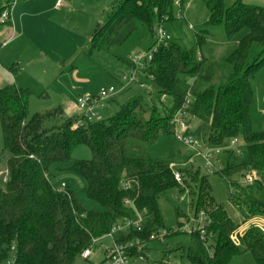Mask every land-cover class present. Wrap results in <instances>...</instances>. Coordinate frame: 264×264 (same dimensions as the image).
<instances>
[{
  "label": "trees",
  "instance_id": "trees-1",
  "mask_svg": "<svg viewBox=\"0 0 264 264\" xmlns=\"http://www.w3.org/2000/svg\"><path fill=\"white\" fill-rule=\"evenodd\" d=\"M187 1L191 0H181V10ZM174 2L118 0L109 21L97 26L88 56L126 42L137 23L152 33L154 47L156 29L174 21ZM224 2H207V25L224 27L230 40L247 31L226 61L210 62L200 54L210 39L207 30L195 34L199 50L170 39L141 71L147 82L153 78L149 81L153 92L134 95L109 119L84 121L74 127L82 118H68L62 107L30 116V90L15 84L0 89L3 152L7 154L6 179L0 180V264H76L93 240L138 216L143 218V231L120 234L116 242L132 244L133 253H137L139 242L144 253H149V246L157 241L151 240L153 235L166 231L164 239L176 237L181 234V219L201 211L212 219L209 237L215 254L211 256L200 235L192 233L187 246L165 249L159 264H167L174 253H181L190 264H264V232L252 228L239 246L232 242L239 223L214 196L210 176H201V170L188 163L189 167H178L183 179L179 184L171 165H180V156L153 159L147 148L134 144L148 147L163 136L174 135L172 120L190 93L187 113L190 122L198 119L209 127L206 146L221 148L239 138L246 145L243 159L242 152L226 151L221 161L223 171L214 174L222 182L223 194L243 222L264 218V132L254 131L251 119L255 102L251 79L264 69V5L238 0L226 8ZM14 3L0 0V18ZM10 24L0 21V27ZM253 47L259 55L249 64ZM187 78H193L189 88ZM167 99L169 105L165 104ZM81 146L90 150L91 158L74 161V152ZM68 163H72L69 170L86 183L87 196L99 210L84 208L69 187L60 192L52 185L51 169ZM253 173L257 179L252 185L234 180ZM174 193L186 203L185 209L175 204V230L166 229L160 209V200L172 203Z\"/></svg>",
  "mask_w": 264,
  "mask_h": 264
},
{
  "label": "rangeland",
  "instance_id": "rangeland-1",
  "mask_svg": "<svg viewBox=\"0 0 264 264\" xmlns=\"http://www.w3.org/2000/svg\"><path fill=\"white\" fill-rule=\"evenodd\" d=\"M118 0H17V3L23 2L27 10L28 16L24 20L27 28H33L35 25L51 26L54 28V43L57 46L56 57H53L54 63H59V70H47L48 75L54 77L51 80V89L43 92V100L41 105L32 106L29 110L30 116L40 112L46 107L52 106L54 103H60L65 97H73L74 95H99L102 89L114 88L117 92L116 102L108 103L103 108L97 110L98 120L109 119L114 116L121 104L129 100L136 94L144 93L138 83L128 85L124 83L125 77H130L135 67L133 63L141 59L140 68L146 63L145 55L150 53L154 44V36L149 29L137 23L136 30L123 44H111L104 49L96 51L91 57L87 54V48L92 40L98 25H105L112 13ZM181 1V0H180ZM209 0H191L184 4V9L174 8V21L165 22L162 27L170 39H179L190 50H199L196 42L195 34L207 30L209 32V41L199 50L200 54L210 62L223 64L226 59L235 51L239 41L246 34V30L241 31L233 39H228L224 27L208 26L210 13L207 7ZM238 0H225L226 8L233 6ZM250 4L264 5V0H243ZM57 2L58 10L56 13L50 8ZM60 2V4H58ZM59 5V6H58ZM182 15L183 18H179ZM6 27V26H5ZM47 37V35H46ZM259 52L255 47L250 50L248 63L252 64L258 58ZM72 58L70 62H64V59ZM57 68V66H56ZM75 68L77 72L78 85H75V92H68L66 86L72 88V82H68V74L70 70ZM65 70L64 72H62ZM50 77V76H49ZM52 78V77H50ZM139 81H144L142 74L138 75ZM86 81V82H82ZM193 83V78H187L188 88ZM125 91H122V86ZM128 85V86H127ZM251 85L254 92V107L251 113L253 129L256 132H264V69L260 70L251 79ZM71 94V95H70ZM170 99L165 100V104L169 105ZM106 107V108H105ZM105 108V109H104ZM190 133L194 139H198L202 144L201 151L215 152V159L220 163L226 151L240 149L242 159L246 156V145L242 138L238 139L237 148L231 147V142L227 141L221 148L204 146L209 135V127L198 119L190 122ZM142 148H147L153 159H177L180 156L181 164L179 168L189 167L190 163L195 169L201 170V176H210V182L214 187V196L218 202L225 204L226 211L235 223L245 225L240 215L229 203L227 197L223 194L222 182L217 176L210 174L205 168V163L196 152L181 143L174 135L161 137L154 145L146 146L141 143H135ZM132 151V149H131ZM91 158L90 150L87 147H78L73 155V160H88ZM7 154L3 152V135L0 124V171L6 172ZM72 163L59 164L51 169V183L59 189L62 184H66L71 191L76 193L80 204L87 210H99V207L89 200L86 193V183L69 168ZM0 173V180L6 179V173ZM234 180L241 182L240 176L234 177ZM178 195L174 193L173 202L170 203L165 199L160 200V209L164 219L166 229H177L178 218L175 213V204H180L185 209L186 203L180 202ZM187 200V199H186ZM190 242L189 234L181 233L180 235L164 240L153 242L150 248V257L152 261H161L164 257L165 249H173L176 245L182 244L187 246ZM111 240L103 238L95 245L92 256L89 260L79 258L76 264H105V250L110 247ZM167 264H190L185 258H181V253H174Z\"/></svg>",
  "mask_w": 264,
  "mask_h": 264
},
{
  "label": "built area",
  "instance_id": "built-area-1",
  "mask_svg": "<svg viewBox=\"0 0 264 264\" xmlns=\"http://www.w3.org/2000/svg\"><path fill=\"white\" fill-rule=\"evenodd\" d=\"M17 0H15L16 3ZM14 3V5H15ZM60 4V2L58 3ZM59 6V5H58ZM174 6L179 7L181 9V1L175 0ZM14 7V6H13ZM13 9V8H12ZM11 10H6L3 12L0 21L2 24H6L9 21H11ZM179 18H183L182 15L179 16ZM156 44L153 47V49L145 55L146 63L150 62L153 58V54L157 52L159 47L170 40V38L166 35L164 30L160 28L156 32ZM7 43L4 44L6 46ZM138 62H134L135 69L133 70L130 77L124 78V83L128 82V85L138 83L140 88L146 92V93H152L153 88L152 85L149 83L153 80L152 77L148 78V82L146 79L144 81H139L138 75L141 74V71L145 68L146 63L142 66V68L139 67L140 63L142 62L141 59L137 60ZM127 85V86H128ZM126 87L122 86V91H124ZM117 92L114 88L110 89H102L99 93V95H80L78 96L76 100V105L78 110L80 111L82 120L75 124L74 127H78L84 124V121H94L98 120V114L97 110L99 108H103L106 104H108L110 101H112L116 96ZM191 100L190 93H188L185 104L183 107L177 112L174 119L172 120V124L174 125V136L184 145L189 147L191 150L196 152V155L198 157H201L205 163V168L210 174H217L223 171V166L215 159V154L218 153V151L215 152H206L203 153L200 149L202 147V144L198 139H194L193 136L190 133V116L187 113V106L189 105ZM231 147L237 148L238 139H234L231 141ZM206 144H204L205 146ZM238 155L241 154L240 149L233 150ZM191 163V162H190ZM192 164V163H191ZM178 164H172L171 169L174 171V176L176 181L179 184L183 183V179L181 174L178 172ZM257 179V176L255 173L253 174H247L245 177L241 180L242 185H252L253 182ZM127 189V186H126ZM60 192H64L67 190V185L62 184L59 189H57ZM184 197L183 199H185ZM182 199V200H183ZM245 225H239L238 228L234 231V233L231 235L232 242L236 245H240V239L246 234V232L252 228L260 229L264 232V218L262 217H256L253 219H250L247 222H244ZM212 225V219L210 215L205 212L201 211L200 213L194 215L189 213V218H183L181 219V226L178 228L179 232L181 233H188L191 235L192 233H198L202 239V241L205 243L206 247L208 248V252L211 256L215 254V248L212 246L213 241L209 237V229ZM144 226V221L142 216H138V219L136 220H127L123 223L117 224L110 233H108L105 237L111 240V247L106 253L105 258V264H159L157 261H152L150 254L147 252L144 253V249L140 246V243L137 242V253L131 252L130 249L132 248V244H119L116 242V237L120 234L127 235L131 231L136 232H142ZM166 236V231H162L158 235H153L151 237L152 241L155 240H164ZM102 238V239H103ZM101 240V239H100ZM99 242V240H93L91 245L84 250V252L81 255V259L83 260H89L92 256L93 249L95 245ZM10 264H13V262H10Z\"/></svg>",
  "mask_w": 264,
  "mask_h": 264
},
{
  "label": "crops",
  "instance_id": "crops-1",
  "mask_svg": "<svg viewBox=\"0 0 264 264\" xmlns=\"http://www.w3.org/2000/svg\"><path fill=\"white\" fill-rule=\"evenodd\" d=\"M56 4L57 2H54L50 10L61 13ZM23 5V2L14 5L11 12V24L0 27V89L15 84L20 89L30 90L33 93L29 101L30 110L33 105H41L43 92L52 88L51 80L53 81L59 76V71L53 77L48 75L47 70H59V63L55 64L53 61V57L58 55L56 51L58 48L53 42L54 28L43 27V25L27 28L24 20L28 16L29 8H25ZM5 43H7L6 46H4ZM71 59H64V62H70ZM69 72L68 82L74 84L72 88L69 85L66 86V90L70 93L77 90L75 85H78V81L81 80L77 78L75 68ZM82 82L86 81L82 80ZM78 96L74 95L71 98L64 96L60 103H54L52 106L46 107L48 109H42L38 113L62 107L68 118L80 117L81 114L76 105ZM113 102H116V97L109 103ZM3 172L0 171V173ZM5 173L7 174V171ZM110 247L105 250V253Z\"/></svg>",
  "mask_w": 264,
  "mask_h": 264
}]
</instances>
